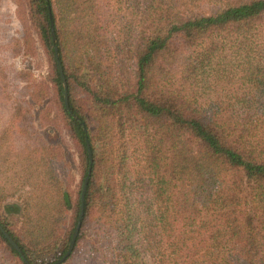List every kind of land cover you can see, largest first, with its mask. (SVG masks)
<instances>
[{"label":"trees","instance_id":"16d2710c","mask_svg":"<svg viewBox=\"0 0 264 264\" xmlns=\"http://www.w3.org/2000/svg\"><path fill=\"white\" fill-rule=\"evenodd\" d=\"M14 1L82 175L73 199L57 153L44 162L37 144L14 154L0 143V173L16 181L0 183V225L21 249L0 231V259L58 261L88 176L61 264H264V0ZM2 74L0 57L8 99ZM28 88L10 117L45 98L44 84Z\"/></svg>","mask_w":264,"mask_h":264},{"label":"rangeland","instance_id":"374dc122","mask_svg":"<svg viewBox=\"0 0 264 264\" xmlns=\"http://www.w3.org/2000/svg\"><path fill=\"white\" fill-rule=\"evenodd\" d=\"M26 32H29V36ZM28 39L32 41L26 44ZM0 57L3 67L1 85L11 97L6 99L0 96V143L4 144L1 149L5 151L9 144L13 153L19 154L24 148L30 149L37 144L40 150L34 152L33 157L37 160L41 158L44 162L48 156H56L57 153L53 167L73 199H76L82 175L79 148L65 116L59 111L56 92L48 82V60L28 23L27 10L24 6L18 7L14 0L0 2ZM30 83L44 84L45 98L32 103L29 116L24 120L22 117H10L12 103L28 108L23 101H27L28 97L31 99ZM12 97L16 100L13 101ZM87 104L88 101H84L83 105ZM10 181L16 183L12 172L0 173V183L9 185ZM2 254L0 249V256ZM10 256L9 252H4V260L0 259V264H16L10 261Z\"/></svg>","mask_w":264,"mask_h":264},{"label":"water","instance_id":"95a60500","mask_svg":"<svg viewBox=\"0 0 264 264\" xmlns=\"http://www.w3.org/2000/svg\"><path fill=\"white\" fill-rule=\"evenodd\" d=\"M51 18V16H50ZM51 34H52V38L54 39V30H53V26H52V21H51ZM56 47H55V51H56ZM58 69L62 78V81H65L64 76H63V72H62V67L60 65V63L58 62ZM65 105L66 107H68V103H67V94H66V90H65ZM87 151H88V155H89V167H88V173H90V169H91V164H92V157H91V150L89 147V144L87 143ZM88 182V176L85 177L84 181H83V185H82V191H81V204H80V210H79V215L77 218V222H76V226L74 228V231L72 233V237L69 243V247L68 250L66 251V253L55 263L53 264H61L65 261V259L70 255L72 249H73V245H74V240L75 237L78 233V229L82 220V216H83V200H84V191L86 189V185ZM0 231L4 234V236L8 239V241L10 242V244L21 254V249L20 247L17 245V243L8 235V233L3 229V227L0 225ZM24 261H26L27 264H30L27 262V260L23 257Z\"/></svg>","mask_w":264,"mask_h":264}]
</instances>
